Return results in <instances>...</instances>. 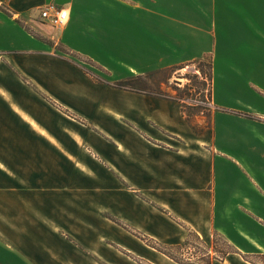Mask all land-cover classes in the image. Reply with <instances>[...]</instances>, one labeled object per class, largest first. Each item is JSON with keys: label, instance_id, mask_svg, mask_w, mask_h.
Wrapping results in <instances>:
<instances>
[{"label": "crops", "instance_id": "1", "mask_svg": "<svg viewBox=\"0 0 264 264\" xmlns=\"http://www.w3.org/2000/svg\"><path fill=\"white\" fill-rule=\"evenodd\" d=\"M77 1L83 3L0 0V264H136L131 231L172 246L192 231L205 237L237 234L264 254V184L229 182L227 173L239 166L217 161L222 154L215 146L221 139L215 113L212 128L200 133L186 125L173 100L128 90H118L116 102L88 98L84 90L91 79L82 68L45 51L21 23L48 6H64L71 18ZM224 6L225 0H114L111 22L143 25L150 43L152 22H175V36L162 41L175 43L179 56H211L213 105L226 111L230 123L249 122L245 110L264 121L261 110L243 99L255 92L227 77V62L225 98L217 94L219 54L235 52L220 46L227 40L219 43L218 26L227 33L235 26L238 33L230 31V40L242 37V21L232 22ZM105 8L106 1L97 0L99 15ZM257 74L264 75V60ZM90 87L104 90L94 82ZM233 93L241 99L224 104L233 102ZM74 122L82 126L76 132ZM251 130L238 138H255L246 152L259 155L261 135ZM112 215L116 222L108 219ZM142 254L153 261L147 248ZM214 264L253 263L229 256Z\"/></svg>", "mask_w": 264, "mask_h": 264}, {"label": "rangeland", "instance_id": "2", "mask_svg": "<svg viewBox=\"0 0 264 264\" xmlns=\"http://www.w3.org/2000/svg\"><path fill=\"white\" fill-rule=\"evenodd\" d=\"M105 1L106 8L102 16L96 10L97 0H83L81 5H79V1L76 2L69 22L64 25H53L43 18L42 10L44 9L32 14L30 18H26L30 22L21 23L30 34L41 41L45 51L72 60L91 79L88 85L92 86V82H94L105 90L99 92L88 86V90H84L88 98L94 97L100 102H116V92L123 90L116 87V83L124 81L125 85L133 88L136 93L148 94L179 103L186 125L200 133L212 128V118L215 113L216 119L219 121L216 132L221 137L215 146L221 150L220 152L224 156L218 155L217 161L221 163L219 160L221 158L239 166L234 165L233 172L227 173L229 182L237 186L246 183L256 186L257 183L264 184V121L250 118L252 114L245 110L243 113L248 116L249 122L237 124L232 120L230 123V116L227 117L226 111L218 110L213 105L214 75L211 56L206 55L199 59H189L183 57L182 54L179 56L175 50V43L162 41L167 37L175 36L177 28L175 22H172L173 25H169L167 22H152L151 43L150 35L148 33L145 35L143 25L138 24L132 27L116 25L115 27L111 22L113 16L111 5L114 0ZM55 7L65 8L64 6ZM224 7L232 12V22L242 21L238 26L242 37L235 36L237 40H230L229 33H238V30L232 25L234 30H228L229 33L223 32L224 29L218 22V41L220 43L224 39L227 40L220 46L227 48V53L228 51L235 52L228 54L227 57L222 53L219 54L215 82L217 94H220L222 99L225 98L227 83L222 76L224 75L222 66L227 62L229 65L227 77L233 82L245 84L251 94L255 92L256 95L252 94L253 97L247 95L243 99L260 109L261 114L264 115V75L257 74V70L264 60V0H225ZM98 18L107 19L108 22H97ZM232 35L234 36V34ZM240 51L243 53L242 56L238 54ZM240 68H243L245 73L242 74ZM131 69H134L136 73ZM250 79L253 80V86H259L260 91L256 88L251 89L248 82ZM241 97V94L233 93L231 97L233 102H226L224 99V104H235L236 100ZM75 122L74 132L82 128L81 122ZM82 124L87 126L86 123ZM252 126L258 128L261 135L257 139L261 148L259 155L252 154V151L246 152V147L256 144L255 138L252 140L249 135L246 142L238 138L241 134L243 137L250 134ZM89 129L93 130L92 127ZM75 134L74 136H76ZM75 140L80 142V139H74V146L76 145ZM240 141L242 145L239 143ZM93 147L96 150V146L93 145ZM219 173L221 174V172ZM101 177L108 178L107 175ZM76 192L78 193V190L74 187V193ZM99 206H101V202ZM99 206L94 208L97 209ZM1 213L0 204V227L4 225ZM108 219L116 222L115 215ZM60 220L64 222L65 217H61ZM131 232L137 247L132 255L136 264H204V261L214 264L224 261L229 256L243 258L250 263L264 264L262 251H257L237 234L226 237L215 233L205 237L197 236L192 231L191 235L187 232L180 244L172 246L134 231ZM104 235H106L107 241L114 245L112 237L107 233ZM93 238L98 241L100 236H93ZM152 246H154V250H151ZM236 247L242 251L237 250ZM144 248L152 253L154 258L152 262L143 257L144 254L140 255ZM166 256L173 262L170 263L171 261ZM104 257L106 258V256Z\"/></svg>", "mask_w": 264, "mask_h": 264}, {"label": "built area", "instance_id": "3", "mask_svg": "<svg viewBox=\"0 0 264 264\" xmlns=\"http://www.w3.org/2000/svg\"><path fill=\"white\" fill-rule=\"evenodd\" d=\"M42 17L48 20L53 25H64L70 19V12L65 8L48 6L44 10H42Z\"/></svg>", "mask_w": 264, "mask_h": 264}, {"label": "trees", "instance_id": "4", "mask_svg": "<svg viewBox=\"0 0 264 264\" xmlns=\"http://www.w3.org/2000/svg\"><path fill=\"white\" fill-rule=\"evenodd\" d=\"M116 87H118L119 89H123V90H128V91H132V92H136L133 88H131V87H127L126 85H125V82L123 81V82H118V83H116ZM193 232H189L188 234L189 235H191ZM195 235H197V236H199L198 234H196V233H194ZM217 235H219V234H217ZM152 247H154V246H152ZM231 249V248H230ZM233 250V249H232ZM210 261H208V263H209ZM207 262L205 263V261H204V264H208ZM251 263H253V262H251ZM253 264H256L255 262L253 263Z\"/></svg>", "mask_w": 264, "mask_h": 264}]
</instances>
